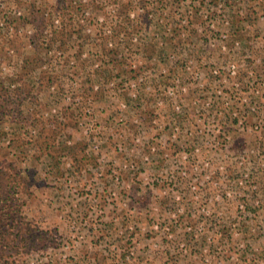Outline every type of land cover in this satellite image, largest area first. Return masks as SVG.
I'll use <instances>...</instances> for the list:
<instances>
[{
  "label": "rangeland",
  "instance_id": "1",
  "mask_svg": "<svg viewBox=\"0 0 264 264\" xmlns=\"http://www.w3.org/2000/svg\"><path fill=\"white\" fill-rule=\"evenodd\" d=\"M37 1L0 0V264H264V0Z\"/></svg>",
  "mask_w": 264,
  "mask_h": 264
},
{
  "label": "trees",
  "instance_id": "2",
  "mask_svg": "<svg viewBox=\"0 0 264 264\" xmlns=\"http://www.w3.org/2000/svg\"><path fill=\"white\" fill-rule=\"evenodd\" d=\"M33 8L35 10L39 9V5H38L37 0H33ZM199 142L200 141H198V143ZM262 146L264 148V142H262ZM261 154H263V156H261ZM261 154H257V155H259L260 157H263L261 160V163L263 164L264 149L261 152ZM194 156H195L194 154H190L189 157L195 158ZM245 156L249 157L247 155H245ZM193 158L190 159L191 164H193L195 161ZM154 162H155V164H157L156 160ZM179 177H180V175H179ZM180 178L182 179V182H184L185 181L184 180L185 174H183ZM2 193L4 194V192H2ZM12 212H15L14 208H12V205H9V202L6 199L0 197V244H1V250L5 249V246L9 245V242H10L9 236L7 235L8 228H6V227H7V224L9 223L10 218H11ZM242 229L244 230L245 227L243 226ZM180 251H183V249H180Z\"/></svg>",
  "mask_w": 264,
  "mask_h": 264
}]
</instances>
